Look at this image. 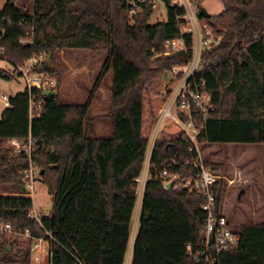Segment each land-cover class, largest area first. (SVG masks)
<instances>
[{
  "label": "trees",
  "instance_id": "obj_1",
  "mask_svg": "<svg viewBox=\"0 0 264 264\" xmlns=\"http://www.w3.org/2000/svg\"><path fill=\"white\" fill-rule=\"evenodd\" d=\"M225 10L205 19L224 29L218 46L201 55L212 110L198 138L201 146H264V0H223ZM167 21L151 25L150 2L142 13L126 17V0H34L33 10L6 0L0 11V47L15 67L43 57L32 73L58 79L64 50L107 54L104 69L112 70L110 104L113 136L91 137L90 103L65 104L58 94L28 89L10 98L0 119V223L17 234L49 244V264H125L154 125L167 96L156 94L164 74L188 64L193 38L182 33L186 10L162 0ZM32 42L22 45L20 40ZM184 39L185 50L173 52L167 42ZM169 52L166 58L151 59ZM0 77L11 78L3 72ZM34 105V108L33 106ZM34 111V112H33ZM33 112V114H32ZM202 120L197 118L200 127ZM184 132L163 125L155 142L151 179L147 182L133 246L132 264H202L188 257L202 249L206 215L200 195L165 190L158 175L164 169L186 176L198 172V155ZM32 139L41 181L53 197V210L41 221L30 218L34 202L21 172L29 167L25 154L11 157L5 142ZM187 163V164H186ZM206 165L223 173L219 164ZM226 182L215 188L217 206ZM237 250L222 253L217 264H264V223L240 228ZM9 252L0 244V264H30L28 250Z\"/></svg>",
  "mask_w": 264,
  "mask_h": 264
},
{
  "label": "rangeland",
  "instance_id": "obj_2",
  "mask_svg": "<svg viewBox=\"0 0 264 264\" xmlns=\"http://www.w3.org/2000/svg\"><path fill=\"white\" fill-rule=\"evenodd\" d=\"M151 1L153 0H148V2ZM156 2L158 3V6L156 9L152 10V15L149 21L151 25L167 21V9L165 5L160 0H156ZM177 2L180 3V0H171L172 4ZM5 4L6 0H0V11L4 8ZM16 4L20 7H25L28 10H33L34 0H16ZM186 5H191L192 11H194V14L197 15L198 18H200L199 13L201 8L206 9L210 14V17L218 16L225 10L223 0H186ZM188 13L189 10L187 9V15ZM126 17L129 19L130 24H133V18L127 14ZM201 20H203L202 23L208 24L207 30L210 34L208 37L212 40L210 48L218 46L222 40V32H224V29L219 25L216 28L211 26L205 19ZM170 55L171 54L167 52L160 56L153 57L151 61L153 62L158 58H166ZM59 58L61 69L56 84L57 92L61 101L68 105L73 104L79 106H83L89 102L90 110L88 118L92 123L90 125L92 128L90 132L91 137L100 139L111 138L113 136V127L112 118L110 117L111 104L109 98L112 85V70L109 68L106 70L104 69L107 54L93 55L90 51L64 50L59 54ZM22 71L24 73L34 75V73H32L33 65H31V63L27 62L15 67L7 60L0 59V72L5 73L11 78L7 81L5 78L0 77V94L15 97L27 90V83ZM177 87L178 83L172 69V71L164 74L163 83L160 87H158L155 93L162 96L166 95L168 97L172 91H176ZM47 92H51L50 89H47ZM32 106L34 108V105ZM4 109L5 108L0 102V119ZM160 117L161 114L152 130L147 155L148 153L150 154V145L153 144L152 137L156 126L159 123ZM200 149L202 158L205 162H209L210 164H219L223 167V173H221V175L225 176L228 180L235 181L231 186H229L228 182L225 181L226 188L224 193L226 199V213L232 229L238 231L241 226L245 224H263L264 146L208 145L201 146ZM12 156L16 157L17 154L12 152L11 157ZM148 161L149 160L146 161L144 169H147L149 172ZM37 167L39 173L35 182V193L31 197L34 202L32 211L34 214H38L39 216H49L53 210V197L48 192L47 186L41 181L40 168L38 164ZM236 172L242 175V182L239 178L237 181L235 180L237 176ZM148 175H150V173H148ZM259 175H263L262 183H259V181L254 182ZM142 176L143 172L141 174V178ZM248 179L253 181L249 183ZM259 186H262V190L260 191L257 190ZM5 189V187L0 186V195L9 194V192ZM26 192L28 193L27 189ZM141 192H143V189L142 186L139 185L137 204L131 228L132 240L129 245L125 264H131V253L133 249L135 231L141 216ZM13 241L17 242L14 246L15 251H18V249H24L28 250L32 255L30 249L33 246V242L30 243L21 239ZM43 247L45 250L43 252V261L35 262L32 258L30 264H49V252L51 249L49 248V244L45 241L43 242Z\"/></svg>",
  "mask_w": 264,
  "mask_h": 264
},
{
  "label": "built area",
  "instance_id": "obj_3",
  "mask_svg": "<svg viewBox=\"0 0 264 264\" xmlns=\"http://www.w3.org/2000/svg\"><path fill=\"white\" fill-rule=\"evenodd\" d=\"M126 1L128 4L127 15L131 18L142 13L139 2H148V0ZM160 1L162 2V0ZM180 3L171 4L172 6H178L186 10L187 19L185 17L184 20L186 23L182 26L181 32L190 34L193 38L192 58L187 65L173 68L178 87L175 92L172 91L166 98V103L160 113L161 117L159 123L152 137L153 144L150 145L151 151L146 158V161L149 160V172L147 169H144L143 176L138 179V183H140L139 185L142 186V189H145L147 182L151 179V156L163 125L166 123H173L178 126L184 132L183 139L193 144L194 147L191 150L198 155V172L195 175L186 176L179 173H172L169 169H164L158 177L161 180L163 188L167 191H183L189 194L200 195L203 198L204 205L202 210L206 218L202 234V249L198 252H194L192 244H188L187 255L196 262L202 264H217L219 256L222 253L237 250L241 240L240 229L238 231L233 230L228 219L225 196L220 208L217 206L215 196V188L219 181H227L229 186L234 184L235 181L228 180L225 176L221 175V173H215L210 170L202 158L201 145L198 142V138L204 128L205 121L209 118V112L212 110V106L211 96L207 90V83L204 79H198V77L204 71V67L201 64L202 52L211 46L212 40L208 37L210 35L207 30L208 24L202 23L203 20L194 14L191 5H186V0H180ZM150 4L152 5V10L156 9L158 6L156 0L151 1ZM187 9L189 10L188 15ZM31 42L30 39L20 40V44L22 45ZM167 46L173 52L182 51L186 48L184 39L168 41ZM3 51L4 49L0 47V59L3 58ZM42 58L43 57L33 58L28 61V63H31L34 69L38 66ZM22 74L26 80L27 89L30 93L33 90L47 91V89H50L53 94H58L57 79L55 80L40 73L30 75V73L23 72ZM10 98L11 97L5 94H0V102L4 108L11 107ZM197 118H200L203 122L200 127L197 124ZM5 147L11 149L17 155L25 154L28 157L29 167L21 172V179L28 191V196L32 197L35 193V182L39 173L37 164L33 159L34 154L37 152V148L34 147L31 138L27 141L18 139L9 140L5 142ZM148 173H150V175H148ZM42 217L43 216L34 214L33 211L30 212V218L36 219L38 222L41 221ZM19 239L30 243L33 242V246L30 249L32 258L35 262L43 261V252L45 251L43 239L32 237L29 231L17 234L14 232L11 224L0 223V244Z\"/></svg>",
  "mask_w": 264,
  "mask_h": 264
},
{
  "label": "crops",
  "instance_id": "obj_4",
  "mask_svg": "<svg viewBox=\"0 0 264 264\" xmlns=\"http://www.w3.org/2000/svg\"><path fill=\"white\" fill-rule=\"evenodd\" d=\"M237 173V172H236ZM241 179V182H242V175L240 174V173H237V176H236V178H235V180L237 181V179ZM262 178H263V175H259L255 180H254V182L255 181H259V183H262ZM234 180V179H233ZM264 180V179H263ZM248 181H249V183L250 182H252L251 180H249L248 179ZM254 187H257V186H254ZM257 189V188H256ZM257 190H262V186L260 187H258V189ZM143 194H144V189H143V192H141V195H140V202H141V205H142V198H143ZM138 226H139V223H138ZM138 226H137V228H136V231H135V237H134V241H135V238H136V235H137V231H138ZM134 234V233H133ZM132 234V235H133ZM131 240H132V236H131ZM131 242V241H130ZM133 246H134V243H133ZM129 254H130V252H129ZM127 258V257H126ZM132 259H133V249H132V253H131V264H132Z\"/></svg>",
  "mask_w": 264,
  "mask_h": 264
},
{
  "label": "water",
  "instance_id": "obj_5",
  "mask_svg": "<svg viewBox=\"0 0 264 264\" xmlns=\"http://www.w3.org/2000/svg\"><path fill=\"white\" fill-rule=\"evenodd\" d=\"M200 15H201V17H203V18H205V19H209V18H210V14H209V13L207 12V10L204 9V8H201V9H200ZM37 72H38V73L41 72V66L38 68ZM12 242H13V241L9 242V243H11V244L9 245V252H11V251H12V248H13V243H12ZM14 242H15V241H14Z\"/></svg>",
  "mask_w": 264,
  "mask_h": 264
}]
</instances>
